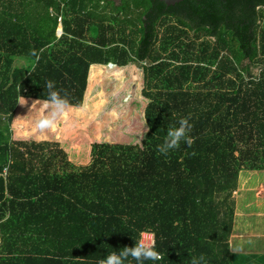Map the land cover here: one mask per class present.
Instances as JSON below:
<instances>
[{"label":"trees","instance_id":"trees-1","mask_svg":"<svg viewBox=\"0 0 264 264\" xmlns=\"http://www.w3.org/2000/svg\"><path fill=\"white\" fill-rule=\"evenodd\" d=\"M48 80L71 111L36 133ZM186 117L191 146L160 153ZM73 145L88 166H62ZM255 169L264 0H0V264H102L145 233L155 264H259L231 245Z\"/></svg>","mask_w":264,"mask_h":264},{"label":"clouds","instance_id":"clouds-1","mask_svg":"<svg viewBox=\"0 0 264 264\" xmlns=\"http://www.w3.org/2000/svg\"><path fill=\"white\" fill-rule=\"evenodd\" d=\"M47 89L46 98L33 100L28 114L32 115L29 123L33 124L36 133H45L53 129L59 120L64 118L71 111L70 102L66 94L62 95L60 90L56 88L53 80H48L44 84ZM21 104H27L26 97L21 95L19 101ZM190 118H182L178 126H172L168 129L166 139L159 146V152L167 155V153L180 146L181 142L191 146L193 139L189 135L191 132ZM37 140L41 139L37 135ZM145 235H153L145 233ZM154 238V235H153ZM129 257L136 261V264H145L146 261H160L162 256L157 250L155 239L135 241L134 246H125L119 248V251L110 252L102 261V264H126ZM190 264H207L206 257L201 254L199 257H193Z\"/></svg>","mask_w":264,"mask_h":264},{"label":"rangeland","instance_id":"rangeland-1","mask_svg":"<svg viewBox=\"0 0 264 264\" xmlns=\"http://www.w3.org/2000/svg\"><path fill=\"white\" fill-rule=\"evenodd\" d=\"M16 62L17 65H22L25 60L18 58ZM253 71L259 73L260 68L256 66ZM19 127L22 129L23 125ZM73 149L74 154L68 157L71 160L70 165L62 166H88L85 164L86 159L81 155L80 146L73 145ZM234 196L238 212L231 237L232 250L238 256H249L254 262L261 264L264 259V169L243 170ZM257 233L260 236H256Z\"/></svg>","mask_w":264,"mask_h":264},{"label":"water","instance_id":"water-1","mask_svg":"<svg viewBox=\"0 0 264 264\" xmlns=\"http://www.w3.org/2000/svg\"><path fill=\"white\" fill-rule=\"evenodd\" d=\"M164 2H166L168 5H172V4H176L178 2H181L183 0H162Z\"/></svg>","mask_w":264,"mask_h":264},{"label":"built area","instance_id":"built-area-1","mask_svg":"<svg viewBox=\"0 0 264 264\" xmlns=\"http://www.w3.org/2000/svg\"><path fill=\"white\" fill-rule=\"evenodd\" d=\"M5 175H7V171L5 172ZM151 239H154L153 235H147V236L144 235L143 238H142V240H145V241L151 240Z\"/></svg>","mask_w":264,"mask_h":264},{"label":"crops","instance_id":"crops-1","mask_svg":"<svg viewBox=\"0 0 264 264\" xmlns=\"http://www.w3.org/2000/svg\"><path fill=\"white\" fill-rule=\"evenodd\" d=\"M237 212H238V211H237ZM254 235H255V234H254ZM256 236H260V234H259V233H257V234H256Z\"/></svg>","mask_w":264,"mask_h":264}]
</instances>
